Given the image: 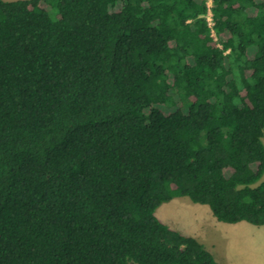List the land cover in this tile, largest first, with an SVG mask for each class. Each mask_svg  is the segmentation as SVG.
I'll return each mask as SVG.
<instances>
[{"label": "trees", "instance_id": "16d2710c", "mask_svg": "<svg viewBox=\"0 0 264 264\" xmlns=\"http://www.w3.org/2000/svg\"><path fill=\"white\" fill-rule=\"evenodd\" d=\"M208 2L0 0V264H221L177 197L264 227V0Z\"/></svg>", "mask_w": 264, "mask_h": 264}, {"label": "rangeland", "instance_id": "374dc122", "mask_svg": "<svg viewBox=\"0 0 264 264\" xmlns=\"http://www.w3.org/2000/svg\"><path fill=\"white\" fill-rule=\"evenodd\" d=\"M5 1H16V0H5ZM51 17L56 18L57 12L56 10H51ZM263 142H264V137H263ZM262 181H264V176L262 178ZM175 200H172L170 202L162 204L156 211L157 217L164 222L165 224L169 225L170 227L174 228L177 230L181 229L180 232L186 234L187 230H189V233L187 235L193 236L195 233L193 229L199 228L197 225V218L201 217V213L197 214L196 211L198 209H201L202 211L205 210L208 212L210 215V218H212L216 224L217 227L213 228L212 222H210L207 225V218L205 216V219L200 221H204L205 224L207 225V231H211V234H208L207 231L206 233H203L201 236H199L200 239H217L220 244H217L216 250H214V254H216V258L221 264H232L231 262V257L233 254L234 245H237L234 240L232 241L231 239H243L244 244L247 246L249 244L247 239H258L260 237L259 234H249L250 230L254 233H264V227H257L253 226L247 222H243L244 225H249V229L245 231V233H238V235L231 234V230H229L227 227L228 226H233V224H227L223 222H219L213 215L212 211L207 205H201L194 203L190 198L188 197H177L174 198ZM185 201V202H184ZM201 211V212H202ZM183 228L185 229H182ZM183 230V231H182ZM226 230V231H225ZM262 235V234H261ZM260 235V236H261ZM220 239H224L220 241ZM228 239V240H225ZM230 240V241H229ZM226 241V242H225ZM227 244V245H226ZM245 260L248 261V256H246ZM263 263V261H262ZM134 264V263H132ZM237 264V263H236Z\"/></svg>", "mask_w": 264, "mask_h": 264}, {"label": "crops", "instance_id": "0c3cea01", "mask_svg": "<svg viewBox=\"0 0 264 264\" xmlns=\"http://www.w3.org/2000/svg\"><path fill=\"white\" fill-rule=\"evenodd\" d=\"M175 200V199H173ZM185 202V201H184ZM201 209H198L196 211L197 214L201 213V217L197 218V222L199 225V228H194L193 231L191 233H195L193 234L194 237L200 241L202 244H204L215 256L216 258V254H214V250H216L217 244H220V242L217 239H200L199 236H201L203 233H206L207 229V225L212 222V226L213 228L217 227L216 224L214 223L215 221L210 218V215L208 214L207 211ZM205 216L207 218V225L205 224V222L200 221L205 219ZM245 222V221H243ZM243 222H239L236 224H233V226H228L227 228L229 230H231V234L234 235H238V233H245V231H247V229H249V225H244ZM248 223V222H247ZM250 224V223H249ZM252 225V224H251ZM254 226V225H253ZM182 229L183 228L182 226ZM177 230H179V228H177ZM181 231V229L179 230ZM183 231V230H182ZM226 231V230H225ZM187 232L189 233V230H187ZM187 232L186 235L188 234ZM208 234H211V231H207ZM249 234H259L258 239H247L249 244L246 246L243 242V239H231L232 241L234 240V243L237 242V245H234V250L233 252L235 254H233V256L231 257V262H233L232 264H264V233H253L251 230L250 232H248ZM262 234V235H261ZM261 235V236H260ZM224 239H220V241H222ZM228 240V239H225ZM230 241V240H229ZM226 242V241H225ZM227 245V244H226ZM246 256H248V261L245 260ZM217 259V258H216ZM218 260V259H217ZM263 261V263H262Z\"/></svg>", "mask_w": 264, "mask_h": 264}, {"label": "built area", "instance_id": "2783aa9c", "mask_svg": "<svg viewBox=\"0 0 264 264\" xmlns=\"http://www.w3.org/2000/svg\"><path fill=\"white\" fill-rule=\"evenodd\" d=\"M212 6H213V2H212V0H209V2H208L209 11H208L207 19H208L209 25L211 27L213 26L212 10H211Z\"/></svg>", "mask_w": 264, "mask_h": 264}]
</instances>
